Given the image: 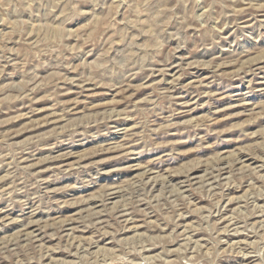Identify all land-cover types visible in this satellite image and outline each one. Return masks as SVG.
I'll list each match as a JSON object with an SVG mask.
<instances>
[{
    "label": "rangeland",
    "instance_id": "1",
    "mask_svg": "<svg viewBox=\"0 0 264 264\" xmlns=\"http://www.w3.org/2000/svg\"><path fill=\"white\" fill-rule=\"evenodd\" d=\"M0 264H264V0H0Z\"/></svg>",
    "mask_w": 264,
    "mask_h": 264
},
{
    "label": "bare ground",
    "instance_id": "2",
    "mask_svg": "<svg viewBox=\"0 0 264 264\" xmlns=\"http://www.w3.org/2000/svg\"><path fill=\"white\" fill-rule=\"evenodd\" d=\"M191 181V180H190Z\"/></svg>",
    "mask_w": 264,
    "mask_h": 264
}]
</instances>
